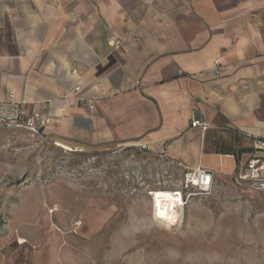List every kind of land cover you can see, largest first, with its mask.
<instances>
[{
    "label": "crops",
    "instance_id": "1",
    "mask_svg": "<svg viewBox=\"0 0 264 264\" xmlns=\"http://www.w3.org/2000/svg\"><path fill=\"white\" fill-rule=\"evenodd\" d=\"M0 103L48 139L229 174L264 139V0H0Z\"/></svg>",
    "mask_w": 264,
    "mask_h": 264
},
{
    "label": "rangeland",
    "instance_id": "2",
    "mask_svg": "<svg viewBox=\"0 0 264 264\" xmlns=\"http://www.w3.org/2000/svg\"><path fill=\"white\" fill-rule=\"evenodd\" d=\"M189 170L133 144L0 128V264H264V192L236 168L181 189L175 222L156 217L153 192Z\"/></svg>",
    "mask_w": 264,
    "mask_h": 264
},
{
    "label": "built area",
    "instance_id": "3",
    "mask_svg": "<svg viewBox=\"0 0 264 264\" xmlns=\"http://www.w3.org/2000/svg\"><path fill=\"white\" fill-rule=\"evenodd\" d=\"M114 46L119 44L118 40L111 41ZM221 65L220 58L213 61V71L218 73ZM50 119L43 117L39 112L29 113L22 104L0 103V128H8L13 130H23L32 136H41V128ZM190 125L199 127L203 132L211 127L210 122L193 118ZM135 147L144 149L145 144L139 143ZM162 156L163 153H161ZM236 177L254 191L264 192V139H256L254 141V151L242 163L236 167ZM213 183V175L211 171L201 165L187 171L182 178V187L174 193H177L182 199L181 189L189 187H197L203 191H209Z\"/></svg>",
    "mask_w": 264,
    "mask_h": 264
},
{
    "label": "bare ground",
    "instance_id": "4",
    "mask_svg": "<svg viewBox=\"0 0 264 264\" xmlns=\"http://www.w3.org/2000/svg\"><path fill=\"white\" fill-rule=\"evenodd\" d=\"M154 196V205L156 211V217L168 220V215H174L173 220H168L170 222H175L177 220L178 212L180 206L182 205V199L177 193L166 190H155L153 192ZM168 209L165 211V209ZM157 211L165 212L164 216H158ZM19 242L24 243L25 239L19 238Z\"/></svg>",
    "mask_w": 264,
    "mask_h": 264
},
{
    "label": "trees",
    "instance_id": "5",
    "mask_svg": "<svg viewBox=\"0 0 264 264\" xmlns=\"http://www.w3.org/2000/svg\"><path fill=\"white\" fill-rule=\"evenodd\" d=\"M253 147H244V148H239L237 150L233 151V155L235 157L236 165L238 164L240 154L243 152H251L253 151Z\"/></svg>",
    "mask_w": 264,
    "mask_h": 264
},
{
    "label": "clouds",
    "instance_id": "6",
    "mask_svg": "<svg viewBox=\"0 0 264 264\" xmlns=\"http://www.w3.org/2000/svg\"><path fill=\"white\" fill-rule=\"evenodd\" d=\"M168 209L166 208L165 211H167ZM157 215L158 216H164L165 215V212H161V211H157ZM167 219L168 220H173L174 219V215H168L167 216Z\"/></svg>",
    "mask_w": 264,
    "mask_h": 264
}]
</instances>
